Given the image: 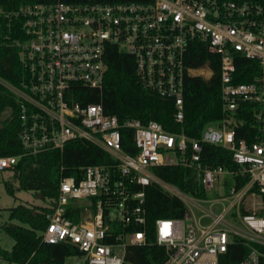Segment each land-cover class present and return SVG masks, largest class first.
I'll use <instances>...</instances> for the list:
<instances>
[{"label":"built area","instance_id":"1","mask_svg":"<svg viewBox=\"0 0 264 264\" xmlns=\"http://www.w3.org/2000/svg\"><path fill=\"white\" fill-rule=\"evenodd\" d=\"M202 46L217 64L222 117L199 139L168 133L160 124L122 123L100 103L109 47L130 55L139 84L172 101L177 123L184 119L187 77L214 75L209 62L189 68ZM0 49L19 72L0 86L18 110L22 153L0 156V172L23 156L62 153L67 143L86 141L105 156L59 179L55 199L45 205L42 242L71 246L69 264H134L129 247L163 248L160 264H218L236 240L249 248L238 264H264V17L253 1L139 0L72 4L57 0L6 9L0 5ZM238 57L253 60L259 73L236 82ZM89 94L87 93V91ZM251 116L254 140L236 137ZM131 131L135 153L123 148ZM203 145L231 153L233 168L203 164ZM183 167L196 176L205 196L179 190L152 171ZM64 168L61 167V170ZM155 184L181 201L182 218L157 219L149 230L145 188Z\"/></svg>","mask_w":264,"mask_h":264},{"label":"trees","instance_id":"2","mask_svg":"<svg viewBox=\"0 0 264 264\" xmlns=\"http://www.w3.org/2000/svg\"><path fill=\"white\" fill-rule=\"evenodd\" d=\"M57 0H0L6 9H14L20 5L33 3H53ZM66 3H123L139 0H61ZM243 1V0H231ZM258 3L263 9L264 0H250ZM189 68H198L205 63L210 64L214 75L205 80L201 77H187L184 90V119L177 123L174 119L175 109L172 101L160 97L142 87L135 76L133 58L117 47H109L106 51L107 71L101 91H91L86 102L100 103L106 115L116 116L120 123L135 119L142 124L155 121L172 134L183 133L187 138L199 139L203 128L222 117L220 100V80L217 64L210 62V55L202 46L193 48ZM6 49H0V76L17 84L19 69ZM236 82L250 81L259 73V66L253 60L238 57L236 60ZM87 91V90H86ZM89 94V92L87 91ZM8 111V116L0 124V156H16L22 153L19 142L18 110L11 94L0 86V116ZM255 124L251 116L243 118L242 124L235 127L236 137L254 140ZM123 148L130 154L135 153L131 146V131L122 133ZM104 154L86 141L74 140L67 143L62 153L47 152L33 156H23L10 170L17 180L16 190L33 192L41 196L42 203H51L56 195L59 179L73 175L78 166L102 163ZM203 164L233 168L229 151L203 145L201 152ZM61 167L64 169L61 170ZM153 173L163 181L176 186L179 190L197 197L205 194L193 172L177 166L155 167ZM6 192L14 196L13 188L5 183ZM145 209L148 216V227L153 232L157 219L182 218L185 207L177 198L163 192L155 184L145 188ZM49 211L45 205L27 207L18 204L8 210L9 221L16 224L4 225V231L13 239L10 250L0 247V264H65V259L77 252L64 244H47L42 242V231L46 220L44 213ZM249 252L242 242H233L227 252L218 258V264H238ZM127 262L134 264H160L163 261V248L157 246L129 247Z\"/></svg>","mask_w":264,"mask_h":264},{"label":"rangeland","instance_id":"3","mask_svg":"<svg viewBox=\"0 0 264 264\" xmlns=\"http://www.w3.org/2000/svg\"><path fill=\"white\" fill-rule=\"evenodd\" d=\"M9 112L5 111L0 116V124L8 116ZM5 183L9 184L13 190L17 188V180L10 173H0V247L10 250L14 244L13 239L4 231L3 226L8 224H16L14 221H9L10 208L18 204H23L27 207H39L40 205H47L42 203L41 198L38 199L33 192L16 190L14 196L9 195L5 190ZM70 259H65V264H69Z\"/></svg>","mask_w":264,"mask_h":264},{"label":"water","instance_id":"4","mask_svg":"<svg viewBox=\"0 0 264 264\" xmlns=\"http://www.w3.org/2000/svg\"><path fill=\"white\" fill-rule=\"evenodd\" d=\"M37 198H38V199H40V198H41V196H38Z\"/></svg>","mask_w":264,"mask_h":264}]
</instances>
